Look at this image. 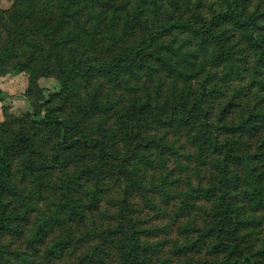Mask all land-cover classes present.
Instances as JSON below:
<instances>
[{"label": "trees", "instance_id": "1", "mask_svg": "<svg viewBox=\"0 0 264 264\" xmlns=\"http://www.w3.org/2000/svg\"><path fill=\"white\" fill-rule=\"evenodd\" d=\"M9 73L28 74L29 110L0 124V264H172L167 241L149 240L166 232L132 203L174 197L159 188L168 176L144 181L170 156L216 177L176 196L178 219L196 202L213 209L202 227L186 218L178 264H264V0H14L0 9ZM257 136L253 151L244 140Z\"/></svg>", "mask_w": 264, "mask_h": 264}, {"label": "rangeland", "instance_id": "2", "mask_svg": "<svg viewBox=\"0 0 264 264\" xmlns=\"http://www.w3.org/2000/svg\"><path fill=\"white\" fill-rule=\"evenodd\" d=\"M19 81V82H18ZM0 82L1 84L9 88L8 86H12V84H20L22 82L25 83V88L23 91H2L0 89V124L5 120V113H10L14 116H20L22 113L27 112L29 110V103L26 99V92L29 87V76L27 73H9L5 76H0ZM39 87L45 91V92H58L61 89L60 83L54 79V78H43L40 79ZM149 89L151 91H154V84L148 83ZM157 86V83H156ZM168 88V84L162 86L163 91V98L165 96V92ZM16 99H21L22 102H24L26 105V108L23 109V103L21 105H18L15 102ZM11 105L16 110L13 111ZM20 108V109H18ZM7 109V110H6ZM157 136L165 138L168 142L174 141L177 139V142L182 144L184 143V138L182 137L184 134L178 132L177 134H172L171 132H168L166 134V131L161 130L158 131ZM261 136H257L252 139H245L244 142L251 146V149L254 151V149H257L258 145L260 144ZM258 144V145H257ZM182 164L180 167L179 164ZM168 176V185L164 187H159L161 189L169 190L171 195H174L172 198H165L164 195H161V193L156 192H149L144 193L143 197L141 196L142 193H134V198L132 203L134 204V208L141 210L139 213H137V217L140 216L141 220L145 223L142 224L143 227L146 229H158L162 232H166L165 234L157 235L156 238H150L149 240L152 243L158 242V241H167V245L164 247L165 255L172 258V264H178L179 261H181V258L172 256L170 253V250L174 244L175 241L180 242L181 244H184L185 242V235H182L180 233V230L182 227H185L184 225L187 222L186 218H189L190 220L195 218V224L198 227H202L204 225V222L207 218H205V212L206 213H212L213 209L211 207L210 202L207 201H200L194 203L195 206L192 207V216L188 217H181L176 218L177 210L181 206V200H177L176 196L180 195L182 192H186L189 190V185H193L194 187H197L198 185L208 188L213 184L215 177V172L211 168L210 165H199L197 160H192L190 162L186 160L178 161L177 158H173L170 156L168 161L166 162L165 166H161L156 170H151L150 172H147V174H144V181L146 184L153 183L155 186H162V177ZM244 176V173L242 171L239 173V177H241V181L238 185H236L235 189H232L230 194L231 196L240 193L241 189H244L245 182L243 183L242 177ZM154 186V187H155ZM112 192L110 193L111 196L115 197V191L116 188L113 186H110ZM113 187V188H112ZM151 200V202H148L147 200ZM237 204L239 206L246 205L244 200L238 199ZM102 209L108 211L109 213L113 214L117 209L110 207L107 202H102L101 204ZM202 208L203 210L201 211ZM97 220L102 223L104 226H110L113 221L111 220H103L100 219V217L97 218ZM262 229V228H261ZM58 235V233H56ZM196 234H192V236H195ZM76 236L82 237L81 234H76ZM260 236L261 239L264 241V231L260 230ZM16 242L14 245H12L16 249H28L27 243L23 239H20ZM8 244H10V240L5 241V248H8ZM12 250L11 248H8V251ZM83 252V251H82ZM204 259H206L205 255H202ZM71 260L66 261L64 264H71ZM62 264V263H58Z\"/></svg>", "mask_w": 264, "mask_h": 264}, {"label": "crops", "instance_id": "3", "mask_svg": "<svg viewBox=\"0 0 264 264\" xmlns=\"http://www.w3.org/2000/svg\"><path fill=\"white\" fill-rule=\"evenodd\" d=\"M13 3H14V0H0V9L3 10V11H7V10L11 9ZM1 83L2 82H0V89L2 91H9V92L18 91V92L21 93V91H23V89L25 88V83L24 82H22L20 84H18V83L17 84H12V86H8L9 88H7L6 86L2 85ZM14 103H16L18 105H21L23 103L24 104L23 107L21 106V108H23V109H25L26 105H27L24 102H22L21 99H16ZM11 107H12L13 111H15L16 110L15 108H17V106L14 107L13 105H11ZM18 109H20V108H18Z\"/></svg>", "mask_w": 264, "mask_h": 264}]
</instances>
